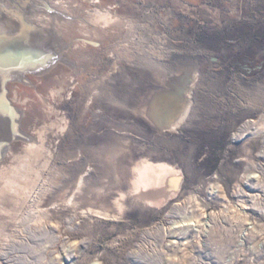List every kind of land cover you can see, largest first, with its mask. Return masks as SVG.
Listing matches in <instances>:
<instances>
[{
	"label": "rangeland",
	"instance_id": "obj_1",
	"mask_svg": "<svg viewBox=\"0 0 264 264\" xmlns=\"http://www.w3.org/2000/svg\"><path fill=\"white\" fill-rule=\"evenodd\" d=\"M46 1L69 21L64 60L7 85L20 130L38 139L46 129V190L20 223L5 220L0 264H58L67 251L72 264H264V0ZM169 114L174 127L158 120ZM145 160L176 175L174 196L133 202ZM88 209L109 216L78 215ZM196 210L230 239L188 232L186 253L169 258L162 246L181 238L170 224Z\"/></svg>",
	"mask_w": 264,
	"mask_h": 264
},
{
	"label": "bare ground",
	"instance_id": "obj_2",
	"mask_svg": "<svg viewBox=\"0 0 264 264\" xmlns=\"http://www.w3.org/2000/svg\"><path fill=\"white\" fill-rule=\"evenodd\" d=\"M24 1L25 0H23V2ZM32 6L34 8V13H32L31 16H27L26 20L43 29L55 32L56 34L58 33V37L59 35L62 37L66 35L67 29L64 28V25L66 26L69 23L66 17L47 12L52 20L45 19L39 14L40 12H38V10L40 9V7L35 3V1L33 2ZM21 14V9H19L18 7L8 9L7 6L3 5L0 0V37L4 35L6 36L9 34H14L23 27L20 16ZM76 16L70 15V17L74 19H77ZM91 18L98 21H105L107 20V14H103L98 10H95ZM60 53L61 52L59 51L57 62H63L64 60ZM57 62H55V64ZM55 64L52 65L46 72H48L53 66H55ZM46 72H44L43 74H45ZM43 74H40L38 76H41ZM27 76L28 75L25 76L24 81L25 83L30 84L29 80L27 81ZM170 117L171 114H169V116H167L166 118L159 117L158 120L161 123L169 121L171 123L170 125L174 127L177 123L175 122V119H170ZM4 121L5 118L0 115V155H3L0 157V160L4 159L0 162V238L3 239V242L0 243L1 250L6 245L7 240L5 239L8 238V235H6L4 229V225L6 224L5 220L9 219L10 221H13L15 223H20L22 219L18 214L21 213L23 208H25L29 201H31V199L34 197L33 194L38 192L40 193L42 190H46L45 181L47 182V178H44L43 175L45 170L49 167L48 159L46 158L41 160L42 162L38 167L37 162H40V157L44 152L48 154L51 153L50 149L44 146V134L46 133L45 128L36 129L38 139L35 137L34 139H32L24 133L23 138H20V140L27 142L20 147L14 146V148H12L10 152H8L9 147L5 148L3 144L9 140L10 131ZM58 128L60 136L64 132L66 125L58 124ZM134 172L135 179L133 181V189L130 193V197L135 204H137V202L143 203L146 201H148L149 203H152L154 201L163 202V200H166L167 198L176 194L179 183L178 178L176 177V175L169 174L170 172H168V169L165 166L145 160L141 163L140 166L135 167ZM146 180H148L149 182H147ZM81 186L82 177L79 178L76 192L80 191ZM66 204L73 205V199L71 198L66 201ZM116 206L119 209V212H123L126 208V203L123 201V199H120L119 201H117ZM175 206H177V204ZM242 207L243 209L247 207L245 206L244 202L242 204ZM246 209H248V207ZM5 211L8 213V216L3 217L6 214ZM196 211L197 212L195 213L193 212L189 214V216L184 215L180 218L177 216L179 218V221H175L170 224L171 228L168 231L169 237L176 238L174 235L180 234L179 236L181 238H176L177 240L168 239L166 245L167 248H165L164 245L162 246V248L166 250L165 253L166 255L168 254L169 258H172V255L174 253V256L178 257L177 259H179L186 253L187 246L192 243V241L189 242L190 240H187L188 238H185L188 232L197 234L200 233L203 228H205V232H207L208 229H213L211 232L213 233L214 237H216L217 232L220 231L221 235H219L218 237H220L222 241L224 240V242H228L227 239L233 233L232 228L222 227V229L217 230V228L219 227L214 228V226L216 225L214 224V220L212 218H207L208 220L204 221L206 218L205 214L198 210ZM89 214L97 215L100 217L109 216L107 213H102L100 211H94L91 209L80 211V213H78V215L81 217ZM37 218L40 219V222L43 219L40 215L39 217L37 216ZM182 240H187V242H180ZM161 243H163V241H161ZM76 246L77 242H74L70 248L74 251L76 249ZM170 251H172L171 254L168 253ZM180 253L181 255H178ZM72 256L73 254L69 253L68 251L63 256H58V264H70L74 259V257ZM90 264H101V262L98 259H95Z\"/></svg>",
	"mask_w": 264,
	"mask_h": 264
},
{
	"label": "water",
	"instance_id": "obj_3",
	"mask_svg": "<svg viewBox=\"0 0 264 264\" xmlns=\"http://www.w3.org/2000/svg\"><path fill=\"white\" fill-rule=\"evenodd\" d=\"M9 1L21 9L23 27L14 34L0 37V115L5 118L4 122L10 131L9 140L3 144L5 148L24 136V132L19 128L20 110L8 99L7 85L11 82L25 84L26 75L43 74L57 62L59 51L65 48L55 32L26 20L33 2H41L48 13L67 17L49 6L45 0Z\"/></svg>",
	"mask_w": 264,
	"mask_h": 264
}]
</instances>
